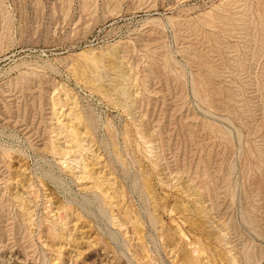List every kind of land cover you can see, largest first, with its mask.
Returning <instances> with one entry per match:
<instances>
[{"label":"rangeland","instance_id":"rangeland-1","mask_svg":"<svg viewBox=\"0 0 264 264\" xmlns=\"http://www.w3.org/2000/svg\"><path fill=\"white\" fill-rule=\"evenodd\" d=\"M105 263L264 264V0H0V264Z\"/></svg>","mask_w":264,"mask_h":264},{"label":"bare ground","instance_id":"bare-ground-1","mask_svg":"<svg viewBox=\"0 0 264 264\" xmlns=\"http://www.w3.org/2000/svg\"><path fill=\"white\" fill-rule=\"evenodd\" d=\"M74 137V136H73ZM75 141V140H74ZM79 142V141H78ZM75 144H78V143H75ZM79 145V144H78ZM81 147V146H80ZM96 175V174H95ZM21 194V193H20ZM22 198V197H21ZM22 200V199H21ZM24 201V200H23ZM22 201V202H23ZM23 204V203H22ZM30 206V205H29ZM24 209V208H23ZM22 213V212H21ZM29 213V212H28ZM30 217V216H29ZM60 219V218H59ZM30 220V219H29ZM30 222V221H29ZM31 223V222H30ZM55 224V223H54ZM60 224V223H59ZM58 225V224H57ZM61 225V224H60ZM62 226V225H61ZM60 226V227H61ZM30 228V227H29ZM59 228V227H58ZM62 228H64V227H61V230L63 231V229ZM49 229V228H48ZM60 229V228H59ZM65 230V229H64ZM60 233H61V231H60ZM60 233H58V234H60ZM63 234V233H62ZM61 235V234H60ZM67 239V238H66ZM82 240H84V239H82ZM86 240V239H85ZM69 241V240H68ZM79 241V240H78ZM81 241V240H80ZM67 245V244H66ZM61 246V245H60ZM61 248V247H60ZM64 249V248H63ZM108 256V255H107ZM111 260V259H110ZM106 264V263H105Z\"/></svg>","mask_w":264,"mask_h":264}]
</instances>
